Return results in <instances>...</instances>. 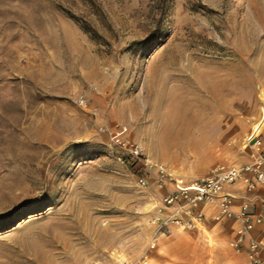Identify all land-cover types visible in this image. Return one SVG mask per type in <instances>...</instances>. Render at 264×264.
I'll list each match as a JSON object with an SVG mask.
<instances>
[{
    "label": "rangeland",
    "instance_id": "rangeland-1",
    "mask_svg": "<svg viewBox=\"0 0 264 264\" xmlns=\"http://www.w3.org/2000/svg\"><path fill=\"white\" fill-rule=\"evenodd\" d=\"M262 109L264 0H0V264H172L162 196L246 161Z\"/></svg>",
    "mask_w": 264,
    "mask_h": 264
},
{
    "label": "built area",
    "instance_id": "built-area-1",
    "mask_svg": "<svg viewBox=\"0 0 264 264\" xmlns=\"http://www.w3.org/2000/svg\"><path fill=\"white\" fill-rule=\"evenodd\" d=\"M264 125V110L258 122ZM257 122V123H258ZM262 128L257 133L250 131L245 138L243 149L247 151L248 159L239 166L218 165L204 178L197 179L187 185L176 186L172 192L164 194L158 205V214L155 220L162 222L163 211L170 209L167 215L168 222L179 226L193 228L203 221L202 213L198 211L200 205L212 204L216 213L213 221L222 223L224 221H234L239 224L234 240L229 242V246L236 252H245L248 264H264L262 253L264 244L250 236L255 229L264 232V204L259 212H254L248 204H243L240 209L233 211V197L224 192V188L236 183H243L247 192H254L264 185V148L262 141ZM124 127L116 126L112 136L116 144L120 146L131 159L141 162L143 170L148 173L155 171L158 175L157 182L159 188L167 187L166 171L162 164L152 160L143 153L141 146L130 143L122 138ZM139 185L146 183L145 176H139ZM188 217L187 222L181 216Z\"/></svg>",
    "mask_w": 264,
    "mask_h": 264
},
{
    "label": "crops",
    "instance_id": "crops-1",
    "mask_svg": "<svg viewBox=\"0 0 264 264\" xmlns=\"http://www.w3.org/2000/svg\"><path fill=\"white\" fill-rule=\"evenodd\" d=\"M264 110V109H262ZM262 121L253 124L251 132L257 133L262 128ZM262 141L264 148V125L262 129ZM244 161L243 163H245ZM241 163V164H243ZM224 192L233 197V211L237 212L243 204H248L254 212H259L264 204V185L254 192H247L243 183L239 182L224 188ZM204 219L199 227H193L187 232V235H174L171 242L178 248L170 247L167 253L172 264H196L193 260L194 247H202L206 260L202 264H248L245 252L236 253L230 246L229 242L234 240L239 224L234 221H224L216 223L213 221V215L216 209L212 204H205L199 207ZM195 228V229H194ZM250 236L260 240L264 244V232L255 229ZM181 247H179V243ZM186 243V246H183ZM190 244V246H189ZM264 258V251L262 253Z\"/></svg>",
    "mask_w": 264,
    "mask_h": 264
},
{
    "label": "trees",
    "instance_id": "trees-1",
    "mask_svg": "<svg viewBox=\"0 0 264 264\" xmlns=\"http://www.w3.org/2000/svg\"><path fill=\"white\" fill-rule=\"evenodd\" d=\"M124 161H125V163L127 164V165H129V163H128V159H124ZM132 165H129V167H131Z\"/></svg>",
    "mask_w": 264,
    "mask_h": 264
}]
</instances>
